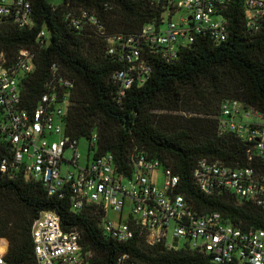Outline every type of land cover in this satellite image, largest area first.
Returning <instances> with one entry per match:
<instances>
[{"label":"trees","instance_id":"1","mask_svg":"<svg viewBox=\"0 0 264 264\" xmlns=\"http://www.w3.org/2000/svg\"><path fill=\"white\" fill-rule=\"evenodd\" d=\"M32 2L36 26L31 30L0 20V52L8 61L21 49L37 53L34 73L23 80L29 108L45 93L51 67L57 65L75 84L65 123V132L73 140L90 141L97 133L96 155H114L118 170L128 174L135 156L160 161L179 178L178 193L199 213L218 212L244 229H264V209L229 193L207 196L194 181L202 159L231 168L251 165L248 150L253 151L255 143L222 131L219 124L226 101L242 102L264 114V29L255 36L249 33L244 0H227L219 7L228 24L226 41L216 43L209 35L199 34L172 63L160 56L147 57L150 77L144 85H134L121 103L116 101L111 76L123 65L107 55L104 37L91 29H71L65 14L85 10L100 19L108 35H133L148 25H163L165 8L153 0H62L57 6L49 0ZM42 29L50 35L45 49L36 44ZM187 112L192 117L182 121L159 115ZM42 212L56 213L65 231L80 233L81 245L93 253L90 264H122L119 260L124 255L145 264H213L196 251L148 245L141 231L119 243L104 233L101 207L87 206L75 213L69 194L49 196L41 182L23 174L0 176V248L8 242L7 264H37L32 227Z\"/></svg>","mask_w":264,"mask_h":264},{"label":"built area","instance_id":"2","mask_svg":"<svg viewBox=\"0 0 264 264\" xmlns=\"http://www.w3.org/2000/svg\"><path fill=\"white\" fill-rule=\"evenodd\" d=\"M153 2L165 8L163 21L169 16L164 30V24L148 25L133 35H108L100 19L85 10L65 14L71 29H91L104 37L107 55L123 65L111 76L118 103L134 85L142 86L150 77L147 57L160 56L172 63L199 34L209 35L216 43L227 40L228 24L219 11L227 0ZM244 11L246 27L255 36L264 29V0H244ZM179 12V22L174 23ZM0 20L31 30L36 26L32 0H0ZM49 38V32L42 29L36 39L38 48H47ZM36 62L37 53L32 49L19 50L11 62L0 52V176L23 174L41 182L49 196L69 194L75 213L87 206L101 207L105 212L101 227L119 243L130 241L141 231L148 245L196 251L210 257L213 264H264V229H244L218 212L199 213L178 193L179 178L160 161L135 156L127 170L130 173L120 172L114 155H96L98 135L94 133L89 141L92 159L88 156L86 165L81 164L80 140L65 132L74 82L54 64L45 93L35 106L25 104L23 80L34 73ZM219 124L222 131L255 143L253 151L248 150L251 165L231 168L202 159L194 171L196 186L207 196L229 193L264 209V114L242 102L226 101L221 105ZM68 150L73 152L69 160L65 159ZM111 212L120 215L118 222L109 218ZM32 238L37 264H90L93 260V253L81 245L80 233L65 231L54 212L40 214ZM170 239L184 241V247H175ZM8 247L7 242L0 248V264H7ZM119 262L145 264L131 261L129 255Z\"/></svg>","mask_w":264,"mask_h":264},{"label":"rangeland","instance_id":"3","mask_svg":"<svg viewBox=\"0 0 264 264\" xmlns=\"http://www.w3.org/2000/svg\"><path fill=\"white\" fill-rule=\"evenodd\" d=\"M49 2L52 5L57 6V5L61 4L62 0H49ZM181 15H182V12L177 13L173 17V22L178 23ZM168 24H169V16L166 15L162 29L164 30ZM190 113L191 112L182 113V114L181 113H159V115H161L162 118H166V119L168 118L169 119V118L175 117V118H178L180 121H182V119H187V118L192 117V115ZM54 139H56V137H54ZM79 153L82 155L81 164H83V165H86L88 156H90V158L92 159V154L91 155L89 154V141L87 139H81L79 141ZM72 155H73V152L71 150H68L65 153V159H68V160L71 159ZM65 169H66V167L64 166V170ZM8 205L12 208L14 206V204L12 202H9ZM18 209H19V206H18ZM109 218L118 222L120 215L111 212L109 214ZM169 243L173 244L175 247H179V248L184 247V241H179L177 239L176 240L170 239Z\"/></svg>","mask_w":264,"mask_h":264}]
</instances>
